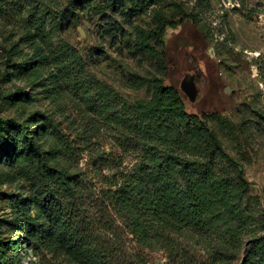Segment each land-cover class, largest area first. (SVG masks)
<instances>
[{
	"label": "rangeland",
	"instance_id": "rangeland-1",
	"mask_svg": "<svg viewBox=\"0 0 264 264\" xmlns=\"http://www.w3.org/2000/svg\"><path fill=\"white\" fill-rule=\"evenodd\" d=\"M160 22L176 25L162 42ZM163 88L249 185L228 180L236 191L200 236L165 228L140 242L107 197L144 159L123 136L133 108ZM0 119L16 123L0 128L4 154L16 151L0 160V264H264V0H0ZM24 133L41 159L20 155ZM53 198L78 217L94 258L64 246ZM27 221L44 232L29 235Z\"/></svg>",
	"mask_w": 264,
	"mask_h": 264
},
{
	"label": "trees",
	"instance_id": "trees-1",
	"mask_svg": "<svg viewBox=\"0 0 264 264\" xmlns=\"http://www.w3.org/2000/svg\"><path fill=\"white\" fill-rule=\"evenodd\" d=\"M167 25L176 27L160 22V42ZM168 91L166 88L157 91L151 107L133 108L136 123L133 127L128 124L123 136L136 148L141 147L144 159L133 171L119 176V187L110 191L107 197L108 202L124 210L131 232L140 242L163 239L165 228L180 234L200 236L208 230L205 218L216 201L229 200L230 194L236 191L235 186L227 184L228 180L238 178L241 185L236 187L237 190L249 185L240 171L231 178L226 168H235L231 169L234 172L238 170L237 165L224 155L212 129L198 116L186 113L178 98H169V102L172 101L166 105ZM15 124L13 119H0V128ZM21 138L20 155L41 159L42 154L32 138L26 133ZM5 150L8 152L4 154L0 148V160H13L16 155L14 146L5 147ZM61 185L69 196L74 195L68 178H62ZM220 194L221 197H217ZM46 206L54 218L55 229L62 232L64 246H68L72 255L84 259L87 252L89 257L94 258V248L87 240L89 236L76 224L78 217L71 209L66 210L67 205L58 198L49 200ZM25 224L30 228L29 235L44 232L42 225L33 227L29 221ZM228 260L224 259V262Z\"/></svg>",
	"mask_w": 264,
	"mask_h": 264
},
{
	"label": "water",
	"instance_id": "water-1",
	"mask_svg": "<svg viewBox=\"0 0 264 264\" xmlns=\"http://www.w3.org/2000/svg\"><path fill=\"white\" fill-rule=\"evenodd\" d=\"M189 86V90L187 91V93H188V95L191 97V98H193L194 97V95H195V91H194V88H193V86H191V85H188Z\"/></svg>",
	"mask_w": 264,
	"mask_h": 264
}]
</instances>
